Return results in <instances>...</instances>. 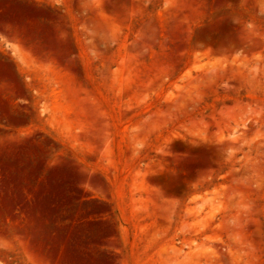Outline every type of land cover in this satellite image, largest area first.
Listing matches in <instances>:
<instances>
[{
  "label": "rangeland",
  "instance_id": "374dc122",
  "mask_svg": "<svg viewBox=\"0 0 264 264\" xmlns=\"http://www.w3.org/2000/svg\"><path fill=\"white\" fill-rule=\"evenodd\" d=\"M0 264H264V0H0Z\"/></svg>",
  "mask_w": 264,
  "mask_h": 264
}]
</instances>
